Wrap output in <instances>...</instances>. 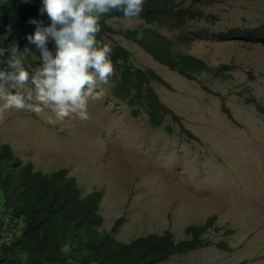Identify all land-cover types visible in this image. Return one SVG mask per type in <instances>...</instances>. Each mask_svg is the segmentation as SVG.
Segmentation results:
<instances>
[{
  "label": "rangeland",
  "instance_id": "rangeland-1",
  "mask_svg": "<svg viewBox=\"0 0 264 264\" xmlns=\"http://www.w3.org/2000/svg\"><path fill=\"white\" fill-rule=\"evenodd\" d=\"M216 17L214 30L230 26H264V0H219L209 7ZM45 26V13H34ZM115 28H133L140 20L112 18ZM113 42L126 48L135 66L153 68L170 88L150 84L163 104L180 118L194 139L178 133L180 125L167 118L168 133L152 127L144 112L112 95L115 75L100 85L99 100H89L87 120L74 116L61 121L44 107L40 112L7 108L0 92V145L48 173L66 168L83 194L102 191L101 231L128 241L137 235L170 230L184 238V228L216 215L222 230L206 234L224 240L230 251L213 246L173 255L159 264H264V40H193L183 51L202 58L210 67H231L222 74L202 72L188 79L154 60L119 34ZM108 42V41H107ZM48 48L55 55L54 41ZM26 70L42 65L40 51L27 59L13 55ZM26 94L35 95L31 85ZM224 109H227L225 111ZM224 229H232L227 235Z\"/></svg>",
  "mask_w": 264,
  "mask_h": 264
},
{
  "label": "trees",
  "instance_id": "trees-1",
  "mask_svg": "<svg viewBox=\"0 0 264 264\" xmlns=\"http://www.w3.org/2000/svg\"><path fill=\"white\" fill-rule=\"evenodd\" d=\"M219 0H145L143 11L133 28H115L107 21L125 18L122 12L111 11L101 16L97 40L112 48L111 60L116 71L112 95L128 104L132 115L144 112L152 127H161L167 118L180 125L178 133L186 140L194 135L185 129L180 118L161 102L151 86L157 81L170 88L153 68L135 66L129 51L113 42L119 34L130 40L154 60L188 79L202 72L220 75L231 67L221 64L210 67L202 58L186 53L183 47L193 40L263 41L264 26H230L214 30L216 15L209 7ZM43 7V0H0V69L22 53L29 59L38 49L29 44L33 34L34 13ZM37 20V19H36ZM108 41V42H107ZM25 47L30 52H25ZM257 107L264 111L263 108ZM227 111V109H224ZM170 133L172 127L164 125ZM102 191L83 194L76 179L66 168L48 173L34 170L31 163L15 157L7 144L0 145V264H159L173 255L186 254L213 246L230 251L224 240H212L206 232L222 230L216 215L204 222L184 228V238L176 239L170 230L137 235L128 241L113 236L123 217H118L110 232L101 231ZM232 229H224L230 235Z\"/></svg>",
  "mask_w": 264,
  "mask_h": 264
},
{
  "label": "clouds",
  "instance_id": "clouds-1",
  "mask_svg": "<svg viewBox=\"0 0 264 264\" xmlns=\"http://www.w3.org/2000/svg\"><path fill=\"white\" fill-rule=\"evenodd\" d=\"M145 0H43L40 15L47 14L50 24L30 20L35 25L27 36L29 44L40 51L42 65L29 72L19 60L8 61L0 69V92L6 93L7 108L40 112L44 107L64 121L74 116L87 120L89 100H99L100 85L115 75L110 58L112 48L101 44L97 34L100 19L111 11L122 12L128 21L138 20ZM54 41L55 55L49 50ZM25 52H30L25 47ZM5 50L0 48V57ZM31 85L35 95L22 91Z\"/></svg>",
  "mask_w": 264,
  "mask_h": 264
},
{
  "label": "bare ground",
  "instance_id": "bare-ground-1",
  "mask_svg": "<svg viewBox=\"0 0 264 264\" xmlns=\"http://www.w3.org/2000/svg\"><path fill=\"white\" fill-rule=\"evenodd\" d=\"M221 30V29H220Z\"/></svg>",
  "mask_w": 264,
  "mask_h": 264
}]
</instances>
